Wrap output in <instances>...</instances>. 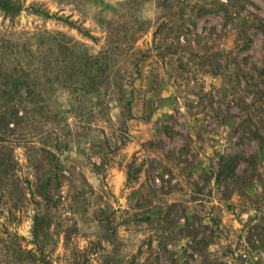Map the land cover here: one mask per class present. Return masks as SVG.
I'll return each instance as SVG.
<instances>
[{"label":"rangeland","instance_id":"rangeland-1","mask_svg":"<svg viewBox=\"0 0 264 264\" xmlns=\"http://www.w3.org/2000/svg\"><path fill=\"white\" fill-rule=\"evenodd\" d=\"M16 1L15 17L0 10V85L19 76L0 97V264H264V0H233L237 25L195 5L226 0H185L177 41L168 27L153 41L157 0ZM58 32L91 55L121 43L110 64L134 85L129 105L104 85L28 104L13 70L40 66L36 86L48 85ZM227 154L229 190L215 177Z\"/></svg>","mask_w":264,"mask_h":264},{"label":"trees","instance_id":"trees-1","mask_svg":"<svg viewBox=\"0 0 264 264\" xmlns=\"http://www.w3.org/2000/svg\"><path fill=\"white\" fill-rule=\"evenodd\" d=\"M226 1L227 2L218 1L216 7H209L208 5L198 3L195 5L198 7L200 13L216 10L218 13H223L225 18L229 17V19L232 20V23L237 25L241 16L239 13L240 9L233 0ZM156 3L157 7L161 8L163 11L161 15L163 17L155 25V30L152 33L153 41H155L157 35L167 27L171 31L173 39L177 41L181 38L183 30L187 29L185 25H188V23L186 24V20L184 19L183 15V11L186 6L185 0H157ZM0 10L7 16L15 17L22 10V5L16 0H0ZM32 10L44 15L45 17H55V15H50L48 12L39 7H33ZM177 11L181 15L177 20L166 17L168 14H177ZM55 19L63 20L66 24L81 31L80 27L74 25V23L69 21L67 18L62 19L61 17H55ZM255 28L264 33V20L262 18L257 19ZM240 32L241 31H239L238 34ZM89 36L95 39V37L91 35ZM46 37L49 45L47 46L46 51L43 53L44 58L42 59L51 57L52 62L57 65V68H55V65L52 66L53 68L50 72L44 71L49 75L47 77L49 84L45 85L43 88H38V86H36L37 83L35 82V78L39 73L40 66L37 67V69L33 72L25 71L23 68L13 70V73L19 72L25 76L23 88L25 89V95L28 98L29 105L35 106V109L38 108L36 106L41 105L39 102L44 100L42 94L43 90L53 91L56 87H58L73 88V91H82L84 93H98L101 85L109 88V91L106 92V94L109 96V100H114L123 108L130 104V101L133 99L134 85L132 81L127 84L116 78V73H119V70L110 64L112 56L116 54L115 50H118L120 53L124 52V48L121 47V43H109L111 41L109 38V42H105L104 47H101L96 55H91L87 52L78 51V42L69 37L66 38V35L61 32L51 33L46 35ZM60 62H62L65 66V68L62 69L63 71L60 69L64 66L58 67ZM41 64L42 63H39V65ZM18 77L19 76L14 74L10 75V90L4 89L5 87L0 85V97H2L3 94L8 93L10 98H13L14 95L19 92V83L17 82ZM102 78H104L105 83H101L100 80ZM53 83H55L56 86L53 85ZM129 86L130 91L128 92ZM126 93H130V99H126V101H124ZM31 110L33 111V107H31ZM236 164L237 159L234 155H220L218 158L217 170L215 173L216 183L219 184V182H221L222 186L225 187V190H229L231 179L236 175ZM131 166L132 163L129 164V167ZM129 175L130 172L127 173V177H129ZM225 196L229 197V195ZM173 205H176V203L169 204V207ZM147 216L149 217L150 215ZM34 220L33 231L34 235H37V229L40 226V219L35 217ZM198 234L199 232L197 231L194 235Z\"/></svg>","mask_w":264,"mask_h":264},{"label":"built area","instance_id":"built-area-1","mask_svg":"<svg viewBox=\"0 0 264 264\" xmlns=\"http://www.w3.org/2000/svg\"><path fill=\"white\" fill-rule=\"evenodd\" d=\"M260 258V259H264V253L262 252V251H258L257 253H256V258Z\"/></svg>","mask_w":264,"mask_h":264}]
</instances>
